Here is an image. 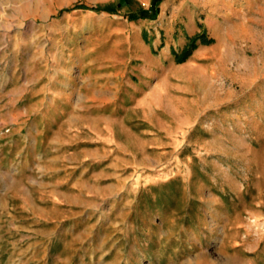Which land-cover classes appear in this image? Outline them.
<instances>
[{
    "label": "rangeland",
    "instance_id": "rangeland-1",
    "mask_svg": "<svg viewBox=\"0 0 264 264\" xmlns=\"http://www.w3.org/2000/svg\"><path fill=\"white\" fill-rule=\"evenodd\" d=\"M119 1L0 0V264H264V0Z\"/></svg>",
    "mask_w": 264,
    "mask_h": 264
},
{
    "label": "trees",
    "instance_id": "trees-1",
    "mask_svg": "<svg viewBox=\"0 0 264 264\" xmlns=\"http://www.w3.org/2000/svg\"><path fill=\"white\" fill-rule=\"evenodd\" d=\"M162 0H151L150 7L148 9H141L140 11H133L134 16L139 17V18H151L154 19L158 16L160 10H159V4L161 3ZM130 2V0H120L118 4L120 6H124L125 4L127 5ZM79 7H86L85 5L81 4ZM89 8V7H88ZM92 9L99 10L100 7H91ZM105 9V8H103ZM109 10V9H107ZM111 11V10H109ZM114 11V10H113ZM111 11V12H113ZM192 46H195V43L193 42ZM190 53V50H186L184 53V56L180 58V60H184L187 56V54Z\"/></svg>",
    "mask_w": 264,
    "mask_h": 264
},
{
    "label": "crops",
    "instance_id": "crops-1",
    "mask_svg": "<svg viewBox=\"0 0 264 264\" xmlns=\"http://www.w3.org/2000/svg\"><path fill=\"white\" fill-rule=\"evenodd\" d=\"M142 19V18H141ZM143 20H146V18L145 19H143Z\"/></svg>",
    "mask_w": 264,
    "mask_h": 264
}]
</instances>
